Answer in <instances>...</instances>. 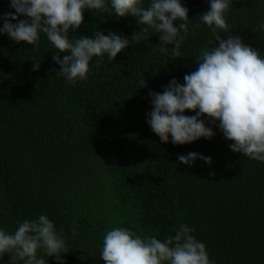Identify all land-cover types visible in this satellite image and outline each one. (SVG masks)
I'll use <instances>...</instances> for the list:
<instances>
[{"label":"trees","instance_id":"trees-1","mask_svg":"<svg viewBox=\"0 0 264 264\" xmlns=\"http://www.w3.org/2000/svg\"><path fill=\"white\" fill-rule=\"evenodd\" d=\"M180 2L189 20L179 57L161 52L159 34L149 30L114 61L94 57L87 78L74 84L56 75L57 50L44 34L38 46L0 34V228L12 233L24 220L45 215L69 250L60 264H104L103 238L112 228L163 241L187 225L211 264H264V162L233 152L219 122L207 116L202 119L213 138L185 145H174L171 136L162 143L147 123L149 93H163L172 79L183 84L201 49L216 44L199 17L210 0ZM9 5L0 0V28L6 13L15 14ZM225 19L229 31L218 30L222 39L239 36L264 57V0H232ZM143 27L116 16L109 4L106 12L84 11L69 38H94L99 30L130 39ZM189 152L212 163L181 164L178 156ZM0 264H10V256Z\"/></svg>","mask_w":264,"mask_h":264},{"label":"clouds","instance_id":"clouds-1","mask_svg":"<svg viewBox=\"0 0 264 264\" xmlns=\"http://www.w3.org/2000/svg\"><path fill=\"white\" fill-rule=\"evenodd\" d=\"M109 4L116 16H130L145 27L130 39L99 30L94 38H69L70 31L76 32L83 23L84 11L106 12ZM9 6L15 14L9 12L2 17L0 34L16 43L36 46L40 34H44L57 50L53 54L60 66L56 75L63 76L68 84L87 78L94 57L101 58L99 63L105 55L114 61L130 42L145 38L149 30L159 34L161 52L179 57L181 42L188 33V9L180 0H149L147 6L143 0H10ZM231 7L232 0H210V10L199 17L212 30L215 46L201 49L196 70L184 76L183 84L172 79L163 93H149L152 111L147 114V123L162 143H168L171 136L174 145H185L213 138V129L202 119L207 116L219 122L223 136L232 142L229 147L233 152L264 162V57L239 36L222 39L218 34V30L229 31L225 13ZM176 21H180L179 28L174 26ZM259 28L264 30V22ZM33 62V71H38L40 61ZM186 110L196 115L185 116ZM197 159L212 163L211 157L199 153L178 156L179 162L188 166ZM194 231L181 225L174 236L161 241L115 227L104 234L100 259L104 264H211L206 246L191 235ZM41 252L56 258L58 264L61 254L69 252L62 232L57 233L47 216L26 219L12 233L0 228V259L7 254L10 264H46Z\"/></svg>","mask_w":264,"mask_h":264}]
</instances>
